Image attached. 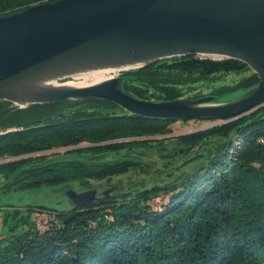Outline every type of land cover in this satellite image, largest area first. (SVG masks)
<instances>
[{"label":"trees","instance_id":"16d2710c","mask_svg":"<svg viewBox=\"0 0 264 264\" xmlns=\"http://www.w3.org/2000/svg\"><path fill=\"white\" fill-rule=\"evenodd\" d=\"M55 1L0 0V17ZM243 71L250 75L235 89L255 88L259 79L244 63L195 56L162 59L119 77L129 96L163 102L180 99L198 82ZM78 102L97 107L64 111ZM62 103L69 105L60 108ZM175 122L128 114L96 99L24 110L0 101L4 192L122 176L140 170L141 163L100 162L101 157L156 142L173 140L172 154L161 155L166 163L191 156L179 172L208 157L190 175L170 173V183L142 186L130 198L106 200L99 207L0 210L8 232L0 238V264H264V106L205 131L163 137L172 134ZM151 137L163 138L117 142ZM82 145L88 146L71 149ZM56 150L73 158L56 159ZM157 198L166 202L154 208ZM39 215L52 217L42 229L35 224Z\"/></svg>","mask_w":264,"mask_h":264},{"label":"water","instance_id":"95a60500","mask_svg":"<svg viewBox=\"0 0 264 264\" xmlns=\"http://www.w3.org/2000/svg\"><path fill=\"white\" fill-rule=\"evenodd\" d=\"M189 56L242 62L259 82L218 105L211 104L214 97L155 103L122 91L120 73ZM94 71H109L110 79L82 88L46 86ZM88 99L110 102L128 114L176 121L228 123L263 107L264 0H58L0 17V101L25 108ZM96 194L65 192L77 208L126 198Z\"/></svg>","mask_w":264,"mask_h":264},{"label":"rangeland","instance_id":"374dc122","mask_svg":"<svg viewBox=\"0 0 264 264\" xmlns=\"http://www.w3.org/2000/svg\"><path fill=\"white\" fill-rule=\"evenodd\" d=\"M249 75V71H243L239 74L221 75L211 78L206 82H198L189 89L191 91L184 94L180 99L195 101L201 98L214 97L215 100L213 103H211L212 105H218L232 101L250 91L235 89V87ZM70 81L74 82L75 80ZM67 105L69 104L62 103L59 105V107L65 108ZM14 106L19 110H24L27 108H20L16 105ZM93 106H95L94 103L78 102L70 104L69 108L65 109L64 111L68 112L73 109L87 110ZM116 112L119 113L120 111L117 109ZM223 124L226 123H223L221 120H190L187 123H184L183 121H177L171 126L172 134L163 137L175 138L181 135L205 131ZM161 138L151 137L146 141L152 139L159 140ZM172 141H165L162 143L156 142L144 147H133L128 150H123L117 154H110L101 157L99 160L100 162H114L124 159H131L141 163V166H139L140 170H131L125 175L112 177L109 180L102 182L90 181L86 184L76 182L55 187L43 186L26 191L4 192L3 189H1L4 183L2 180H0V210L8 209V211H11L13 209L34 207L35 209H46L52 213L67 211L71 206L68 202V199L66 198L65 192L69 189L75 192L95 190L97 197H101L105 192H109V196L125 195V199H127L128 197L130 198V195L135 190L141 189L142 186L149 187L152 184L170 183L171 179L168 178V174L170 173L176 175L187 172L186 174L190 175L208 163V157L205 156L203 159L186 166L179 172L180 166L191 156L177 158L172 164L166 163V161L162 158L164 156L161 155L165 153L168 155L172 154L174 151V144ZM54 153L55 156L53 157H56V159L67 160L73 158L62 155L63 151H55ZM53 157H50V159H54ZM83 158L87 159L86 156ZM162 202H166V199L163 201L161 198H157L152 202V205L154 208H157ZM3 217L4 212L0 211V238L8 235L6 228L2 226Z\"/></svg>","mask_w":264,"mask_h":264},{"label":"bare ground","instance_id":"6f19581e","mask_svg":"<svg viewBox=\"0 0 264 264\" xmlns=\"http://www.w3.org/2000/svg\"><path fill=\"white\" fill-rule=\"evenodd\" d=\"M109 71H94L90 72L88 74L82 75L78 80L70 81L66 84H63L61 86L57 84H46V86H57V87H66V88H82V87H88L92 85H96L98 83H101L103 81H106L110 79V75L108 74ZM113 72L117 73V70H114Z\"/></svg>","mask_w":264,"mask_h":264},{"label":"built area","instance_id":"2783aa9c","mask_svg":"<svg viewBox=\"0 0 264 264\" xmlns=\"http://www.w3.org/2000/svg\"><path fill=\"white\" fill-rule=\"evenodd\" d=\"M46 218L47 219H50V218L52 219L51 216L48 217V216H45V215H39V217H37V219L35 221V224H36V227L38 229H42L45 226V224L47 222Z\"/></svg>","mask_w":264,"mask_h":264}]
</instances>
